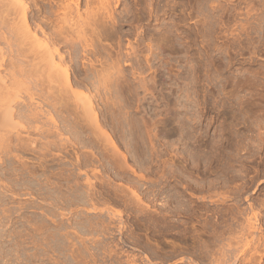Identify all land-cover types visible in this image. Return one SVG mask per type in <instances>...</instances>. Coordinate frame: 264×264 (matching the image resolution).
Here are the masks:
<instances>
[{"label":"rangeland","instance_id":"374dc122","mask_svg":"<svg viewBox=\"0 0 264 264\" xmlns=\"http://www.w3.org/2000/svg\"><path fill=\"white\" fill-rule=\"evenodd\" d=\"M110 3L97 122L0 113V264H264V0Z\"/></svg>","mask_w":264,"mask_h":264},{"label":"bare ground","instance_id":"6f19581e","mask_svg":"<svg viewBox=\"0 0 264 264\" xmlns=\"http://www.w3.org/2000/svg\"><path fill=\"white\" fill-rule=\"evenodd\" d=\"M111 4L110 0H0V38L5 40L8 35L11 38L14 37L13 40H15L16 44L15 57L18 56L17 58H22L23 60L22 65L18 68L16 67L18 64L16 66L13 63L7 64L8 69L6 70L9 71L8 75L12 83L9 80L7 82L8 75L7 77L4 76L5 74L0 75V110H2L0 113H2L3 120L11 126L9 128L13 126L19 128L20 126V124L15 123L17 114L20 113L18 108L17 111L19 113L16 111V105H18L16 102L20 96L17 93L18 91L12 93L11 90L15 89L16 86H20L18 87L19 89L25 85L28 86V88H25L27 91H31V86L35 85L34 90L36 92L31 94V99L36 95L42 102H47L55 109L58 108L57 111L63 114L71 111L75 112L77 109V114L75 115L76 118L79 117L80 123L81 119L85 122L89 120L97 122L96 108H94L92 98L90 95L87 96L84 91L82 93L77 92V88L76 90L74 89L72 79L74 76L76 78V75L85 74L87 81H94L95 85L93 86H95L94 88L99 94L97 98L105 96L101 93L100 88L104 87L102 91L105 92L106 88L113 86L114 80L115 82L122 80L119 76L121 75L119 74L121 70L118 69L120 72L117 71V65L120 63L118 61H121L119 59L116 66L115 64L111 66L107 64L108 68L104 67L105 65L103 66L105 62L102 61L101 66L103 67L98 69V66H100L98 64L101 61L98 60V57H103L102 55L105 53L102 41L112 35V32L108 31V23L115 20L113 12H111ZM107 21L109 22L107 23ZM11 38L9 42H11ZM7 46L9 47L10 45L8 44ZM12 46L9 49L13 48L15 50V46ZM1 54L5 56L2 52ZM1 58L0 56V61H2ZM5 58L6 56L2 58L3 61ZM11 60L10 62L13 61ZM95 61L99 62L97 66H95ZM114 63L116 62L114 61ZM3 66L5 67L6 65L1 63L0 67ZM86 66L95 67V69L91 70L88 68V70ZM112 66L114 68H110ZM118 68L120 67L118 66ZM115 71L118 73L116 74ZM119 81L116 83H120ZM8 83L11 84L8 85ZM74 85L78 86L75 83ZM82 86L84 87V85ZM111 90H108L109 92L106 90V92L110 93ZM108 93H106V96ZM112 94L114 95L113 92ZM94 97L96 98V96ZM72 106L76 107L75 110H72ZM34 108L36 110L33 105ZM80 109L82 110L79 111ZM31 113L28 117L25 115V118L29 119L36 116ZM77 115L79 116L77 117ZM84 129L82 127V130ZM107 140H109L108 137ZM6 141H10V138L6 139ZM19 141L22 142L21 140ZM25 142L27 143V141Z\"/></svg>","mask_w":264,"mask_h":264}]
</instances>
